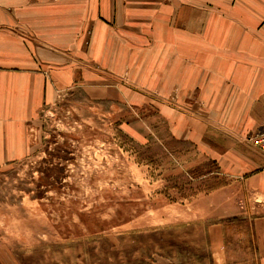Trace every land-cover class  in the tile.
<instances>
[{
	"label": "rangeland",
	"instance_id": "1",
	"mask_svg": "<svg viewBox=\"0 0 264 264\" xmlns=\"http://www.w3.org/2000/svg\"><path fill=\"white\" fill-rule=\"evenodd\" d=\"M148 48L135 40V62L65 63L74 74L32 116L27 153L0 162V264H214L221 246L227 264H257L250 218L264 207L207 217L218 201L206 194L244 190L264 153L229 102L194 81L160 90Z\"/></svg>",
	"mask_w": 264,
	"mask_h": 264
},
{
	"label": "crops",
	"instance_id": "2",
	"mask_svg": "<svg viewBox=\"0 0 264 264\" xmlns=\"http://www.w3.org/2000/svg\"><path fill=\"white\" fill-rule=\"evenodd\" d=\"M260 30L264 0H0V162L27 153L32 116L52 96L55 83L74 74L67 61L135 62L141 57L135 40L147 42L151 57L158 59L160 90L181 93L194 81L202 99L219 100L218 106L229 102L234 123L244 120L250 133L264 129ZM155 66L148 74L151 85ZM249 165L252 171L238 180L244 190L230 192L224 185L206 194L208 202L218 201L206 210L207 217L250 218V207L263 209L264 165L256 160ZM250 224L254 256L264 264V212ZM211 258L227 264L226 249L211 248Z\"/></svg>",
	"mask_w": 264,
	"mask_h": 264
},
{
	"label": "built area",
	"instance_id": "3",
	"mask_svg": "<svg viewBox=\"0 0 264 264\" xmlns=\"http://www.w3.org/2000/svg\"><path fill=\"white\" fill-rule=\"evenodd\" d=\"M247 142L264 153V129L249 133L247 135Z\"/></svg>",
	"mask_w": 264,
	"mask_h": 264
}]
</instances>
